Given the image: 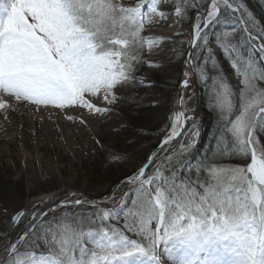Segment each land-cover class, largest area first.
Here are the masks:
<instances>
[{"label":"snow or ice","instance_id":"6c2138e0","mask_svg":"<svg viewBox=\"0 0 264 264\" xmlns=\"http://www.w3.org/2000/svg\"><path fill=\"white\" fill-rule=\"evenodd\" d=\"M150 5L146 19L143 5L126 7L120 0H0V92L39 105L106 112L92 98L112 104L116 90L135 81L146 43L141 33L146 25L166 19L163 0H150ZM193 6L204 10L194 17L192 47L208 52L209 59L211 27L232 21L241 26L236 45L220 44L244 87L238 90V114L225 117L228 139L221 138L218 149L221 157L239 154L245 161L224 167L208 156L195 162L180 159L192 152L199 136L195 119L180 111L161 150L190 120L186 142L166 155L167 163L157 165L154 173L146 176V165L129 178L126 183L137 187L121 197L118 208H96L85 219L69 213L49 218L55 209L39 217L33 213L31 227L0 249L7 252L0 264H264V146L259 142L264 136V89L256 84L264 81V67L256 60V52L264 59V25L247 0ZM172 7L182 17L188 5L180 0ZM252 43L255 48L244 49ZM198 59L190 53L189 67L199 68L193 64ZM189 84L185 73L181 93ZM217 88L215 106L222 114L232 113L229 86L221 80ZM179 99L184 102L183 95ZM84 203L77 199L64 206ZM129 203L123 229L113 226L110 221ZM24 215L17 213L12 222L21 223Z\"/></svg>","mask_w":264,"mask_h":264},{"label":"rangeland","instance_id":"374dc122","mask_svg":"<svg viewBox=\"0 0 264 264\" xmlns=\"http://www.w3.org/2000/svg\"><path fill=\"white\" fill-rule=\"evenodd\" d=\"M120 2L126 7L146 3V7L142 8L145 18L147 19L151 14L150 0H120ZM185 2L188 5L187 10L182 17H178L172 5L180 3V0H163L166 6L165 15L174 17V21L171 20L173 28L161 29L159 20L154 24L146 25L141 33L146 41L141 53L143 63L137 67L135 81L118 88L115 93L117 98L112 104L105 102L100 104L101 108L109 112L110 119L105 120L107 124L101 121L102 118L91 119L87 113H82L81 119L92 124V131H89L88 125L85 128L91 140L83 141V144L85 143L86 148L91 147L93 154H81L78 147L68 141L64 143L58 139L56 141L39 139L33 132L29 133V136L23 134L19 139L13 140L12 136L0 131V140H4L0 141V249H3L8 240L14 239L31 227L34 223L33 213L39 217L42 212L55 209V212L49 213V218L57 214L63 216L69 213L85 219L96 208H118L121 197L137 187L136 184H128L126 181L134 177L149 158H153V162L146 176L154 173L157 165L167 163L164 157L177 151L180 143L186 142L187 135H190L189 120L183 124L180 139H174L175 142L166 145L163 151L148 150L150 146L142 143L141 137L133 140L136 134L134 127L138 131V128L144 127H139L143 122H148L153 128L158 124L162 125L155 136L161 134L163 141L171 132L175 117L179 114L181 95L184 97L183 111L195 119L197 130L202 121L201 101L204 98L213 113L221 138L227 141L223 133L225 117L234 119L235 114H238L240 98L235 95V89H243L244 85L243 77L232 67V59L220 44L226 42L236 45L242 35L241 26L235 21L213 25L209 35L212 59H209L208 52L193 48L192 53L199 58L193 64L198 63L199 68L189 67L187 50L192 45L194 17L197 11L204 10V7L197 9L193 4L206 6L208 0H185ZM255 18L259 22L256 16ZM160 31L165 34H160ZM225 33H228L227 37ZM216 36L221 37L220 42H217ZM149 39L154 40L155 43L148 44ZM244 49L246 50V44ZM261 55L256 52L258 67H264V59H261ZM191 69L194 73L189 80L190 84L181 93L182 80L185 78V73L187 78L190 76ZM221 80L231 90L232 113L222 114L215 106V93L219 90L217 84ZM256 84L258 88L264 89V81L258 80ZM135 108L141 111L143 109L147 115L146 120L134 117L137 125H133L130 118L134 115L131 110ZM221 138L216 139L214 145L213 143L210 145L213 146L210 148L214 153ZM23 139L28 142L23 143ZM259 142L264 146V136L259 137ZM222 166L234 167V165ZM49 169L51 173L47 172ZM34 171L39 177H31ZM77 199L85 201L84 205L64 206L71 205ZM91 201H96V205L93 206ZM130 207V203L126 204L120 217L110 221L113 226L123 229L127 209ZM19 212H23L25 217L20 225L15 226L12 219ZM127 218L130 222L133 220L132 217ZM56 222L53 221L54 224ZM125 234L133 239H139L133 233ZM43 249L44 246L41 244V250ZM6 255V251L0 250V261Z\"/></svg>","mask_w":264,"mask_h":264},{"label":"bare ground","instance_id":"6f19581e","mask_svg":"<svg viewBox=\"0 0 264 264\" xmlns=\"http://www.w3.org/2000/svg\"><path fill=\"white\" fill-rule=\"evenodd\" d=\"M141 5L146 7V3H141ZM171 20L174 21L173 16H166V19L159 20L158 24L161 29L173 28ZM160 34L165 33L160 31ZM193 73L191 69L189 80ZM92 102L100 107L104 101L102 97H93ZM0 103L4 104V107H0V131L7 136H12L11 139H19L23 134L29 136V133L33 132L34 136L39 139L49 141L58 139L64 143L71 142L78 147L81 154H93V149L86 148L85 143L83 144V141L90 139V134L86 133V125L89 126V131H92V124L81 119L82 113H87L91 119L102 118L101 121H104L105 125L107 124L105 120L110 119L108 111L97 114L81 107L57 108L52 105H39L24 99L17 100L14 95L6 92H0ZM215 135V139L221 138L220 134L216 132ZM174 139L179 140L180 137ZM175 140L170 144H173ZM24 142H28V140L23 139ZM161 145L162 141L157 149L153 150L158 151ZM47 172L51 173V170L49 169ZM31 177H39V174L34 171L31 173Z\"/></svg>","mask_w":264,"mask_h":264},{"label":"trees","instance_id":"16d2710c","mask_svg":"<svg viewBox=\"0 0 264 264\" xmlns=\"http://www.w3.org/2000/svg\"><path fill=\"white\" fill-rule=\"evenodd\" d=\"M247 4L249 6V8L253 11L254 15L257 17V19L259 20L261 25H264V0H247ZM195 13V12H194ZM193 16V14L191 15ZM236 96H238L237 98L239 99V95H238V90H236ZM201 111H202V121L201 123H199V136L197 138V144L194 147V149L192 150L191 153H186L184 154L183 158H187L189 160H191L192 162H195L201 158H203L204 156H208L209 159L212 160H217L221 165H240L245 161V157L241 156L239 154L236 155H232V154H226L225 156L221 157L219 154V149L214 150L215 151V155L213 152V149H211L210 146L211 143L216 142V135L215 132L218 134H221V132L219 131V128L216 126L217 123L214 122V117H213V113L209 110V105L206 102V100L203 98V100L201 101ZM131 113L134 115H131L130 118L132 119V123L133 125H137L134 120V117H138L140 119H144L146 120L147 115H145V111L142 109H133L131 110ZM144 126V127H142ZM160 126H162L161 124H158V126L156 127H152V125H150L148 122H143L139 127L142 128H138V131L135 129L134 127V131H135V136L133 138V140L137 139V137H141L142 139V143L144 144H148L150 147H148V150H153V149H157V147L160 144L161 141V137L162 135H158L155 136V134L160 131ZM158 130H156V129ZM224 133V132H223ZM222 133V135H223ZM152 135L154 136L152 138ZM225 136V135H224ZM226 137V136H225ZM228 139V137H226ZM132 140V141H133ZM207 153V154H205ZM211 154H213V156H211ZM182 158V159H183ZM120 178H118L117 180L119 181ZM117 181V182H118ZM116 182V183H117ZM25 216L21 217V220H23ZM19 224H15V226H18Z\"/></svg>","mask_w":264,"mask_h":264},{"label":"water","instance_id":"95a60500","mask_svg":"<svg viewBox=\"0 0 264 264\" xmlns=\"http://www.w3.org/2000/svg\"><path fill=\"white\" fill-rule=\"evenodd\" d=\"M192 39H193V36H192ZM193 50V47L192 45L188 47V53L190 54V52ZM180 111H183V103H181V101H179V112ZM182 129H183V125H182ZM161 149V147H159L158 151ZM149 163V159L147 160L146 162V165Z\"/></svg>","mask_w":264,"mask_h":264}]
</instances>
